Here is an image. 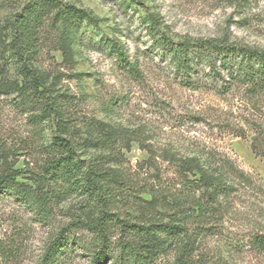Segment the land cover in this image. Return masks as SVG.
I'll use <instances>...</instances> for the list:
<instances>
[{"label": "rangeland", "instance_id": "1", "mask_svg": "<svg viewBox=\"0 0 264 264\" xmlns=\"http://www.w3.org/2000/svg\"><path fill=\"white\" fill-rule=\"evenodd\" d=\"M55 1L0 0V173L30 183L42 172L57 133L42 108L60 101L69 128L63 137L80 139L93 120L120 131L111 149L77 151L80 173L99 160L114 175L106 177L107 210L133 218L159 187L182 196L183 204L198 198L200 190L187 192L177 159L201 156L231 189L213 203L203 200L198 256L206 264H264V252L251 243L264 232V90L216 82L206 65L183 78L161 46L217 37L264 48V0ZM30 3H38L37 11H29ZM66 4L86 15L62 10ZM21 16L29 46L24 61L12 48ZM120 51L136 70L125 68ZM97 214V202L82 190L45 207L34 197L23 202L0 193V264H39L60 228ZM111 233L106 264H175L176 248L152 260H119V229ZM68 238L52 264H90L96 235L78 229Z\"/></svg>", "mask_w": 264, "mask_h": 264}, {"label": "trees", "instance_id": "2", "mask_svg": "<svg viewBox=\"0 0 264 264\" xmlns=\"http://www.w3.org/2000/svg\"><path fill=\"white\" fill-rule=\"evenodd\" d=\"M48 1L42 4H57L55 0ZM28 8L30 12H35L38 3H30ZM62 10L70 11L76 16L86 15L83 9L69 4L64 5ZM23 18L21 16L17 19L18 24H14L18 29L12 39L13 51L21 61L28 58L29 49L23 32L19 30ZM161 46L171 53L175 67L183 78L197 73L206 65L207 75L216 82L221 80L227 86L239 82L252 89L264 90V48L217 37L184 40L175 44L162 41ZM119 50L117 47L116 51ZM117 55L123 65H127L124 67L128 71L137 69L133 62L124 58L121 51ZM24 72L28 73L27 67ZM60 104V101L49 100L42 108L44 115L53 116L56 120L57 132L50 143L54 153L47 157L42 172L34 173L30 183L17 181L15 172H1L0 193H11L23 202H28L30 197H34L37 203L45 207L54 198H60L70 191L82 190L95 199L98 214L90 219L70 222L60 228L46 246L39 264H52L57 252L69 243V231L78 229L91 231L99 240L90 264H106L110 259L111 229L114 227L119 229V237L116 240L120 251L119 260L123 261L124 255L133 256L134 261L139 258L152 260L176 248L175 264H206L196 252L204 219L203 200L213 203L216 198L227 193L231 189L227 177L201 156L179 157L178 171L185 181L187 192L200 190L201 195L198 198L186 204L184 201L183 204V201H179L182 196H175L174 192H167L161 187L153 188L152 192L149 191L150 198L140 204L137 216L118 217L107 210L110 204L106 177L113 174L102 170L99 160L80 173L83 165L77 157V151L83 148L111 149L120 131L110 124L93 120L86 123L85 136L80 139L63 137L61 133H69V128L65 124V112ZM60 182L66 184L67 188L55 190L54 185ZM251 243L264 252V232L254 235Z\"/></svg>", "mask_w": 264, "mask_h": 264}]
</instances>
